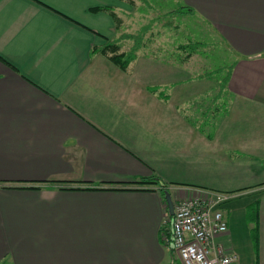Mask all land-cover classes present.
<instances>
[{"label":"crops","instance_id":"1","mask_svg":"<svg viewBox=\"0 0 264 264\" xmlns=\"http://www.w3.org/2000/svg\"><path fill=\"white\" fill-rule=\"evenodd\" d=\"M176 2L227 75L192 71L136 0H0V264H182L166 191L227 193L215 243L264 264V0Z\"/></svg>","mask_w":264,"mask_h":264},{"label":"built area","instance_id":"2","mask_svg":"<svg viewBox=\"0 0 264 264\" xmlns=\"http://www.w3.org/2000/svg\"><path fill=\"white\" fill-rule=\"evenodd\" d=\"M226 197L225 193L190 196L173 204L164 237L182 264H236L237 256L214 241L217 234L228 229L220 207Z\"/></svg>","mask_w":264,"mask_h":264},{"label":"rangeland","instance_id":"3","mask_svg":"<svg viewBox=\"0 0 264 264\" xmlns=\"http://www.w3.org/2000/svg\"><path fill=\"white\" fill-rule=\"evenodd\" d=\"M149 4L155 5V10H149ZM136 5L138 11L152 13L151 17L155 15L158 17L162 12H166L161 15L160 21H166L169 24L167 28L161 30V33L169 35L179 45L182 44V53L191 51L192 71L206 74L209 72L215 77L227 75L233 57L226 45L212 35L209 27L198 15L184 12L177 6L176 0H136ZM135 18L138 17L135 16ZM162 185L165 183L162 182Z\"/></svg>","mask_w":264,"mask_h":264},{"label":"trees","instance_id":"4","mask_svg":"<svg viewBox=\"0 0 264 264\" xmlns=\"http://www.w3.org/2000/svg\"><path fill=\"white\" fill-rule=\"evenodd\" d=\"M92 9H98V7H94ZM103 53L106 55L107 58H109L113 63H115L119 68L125 69L127 64L129 63L130 59L133 57V51L128 53L118 52L117 47L115 48L114 43H108L103 48ZM143 183L149 182V183H158L159 178L158 177H151L150 179L143 180ZM256 212V210H255ZM256 216V215H255ZM257 223V221H256ZM255 223V224H256Z\"/></svg>","mask_w":264,"mask_h":264},{"label":"water","instance_id":"5","mask_svg":"<svg viewBox=\"0 0 264 264\" xmlns=\"http://www.w3.org/2000/svg\"><path fill=\"white\" fill-rule=\"evenodd\" d=\"M165 197H166V200H167V203H168V206H169V213L172 214L173 213V204L168 196V193L166 191L165 193Z\"/></svg>","mask_w":264,"mask_h":264}]
</instances>
